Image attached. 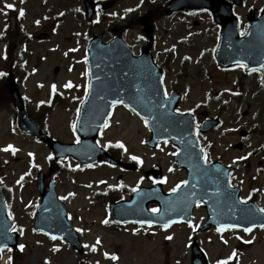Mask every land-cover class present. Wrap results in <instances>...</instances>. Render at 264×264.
Returning a JSON list of instances; mask_svg holds the SVG:
<instances>
[{
  "label": "rangeland",
  "instance_id": "374dc122",
  "mask_svg": "<svg viewBox=\"0 0 264 264\" xmlns=\"http://www.w3.org/2000/svg\"><path fill=\"white\" fill-rule=\"evenodd\" d=\"M166 1L116 0L113 9L98 12L95 21L99 26L95 31L104 29L105 32V26L111 23L124 31V38L139 53L149 38L136 21L142 16H150L154 28L152 52L157 63L169 69L165 78L169 89L181 76V70L186 69L183 77L188 81L187 91L179 109L198 114L205 110L213 116L223 114L225 126L202 135L203 146L212 159H218L223 152L227 154V160L238 157L248 160V165L239 171L240 179H244L242 198L249 199L252 188L261 189L263 194L256 203L264 210V174L258 175V168L264 163V152L261 151L264 148V91L254 78L244 81L240 70L226 74L215 66L214 39L218 28L210 13L193 18L181 14L162 16L159 6ZM9 3L14 7L8 9L6 4ZM82 7L83 0H0V70H12L16 74L23 61L29 64L28 69L35 68V73L28 79L17 78L28 101L29 113L35 118L38 105L49 101L53 85L63 92L61 104L49 115L46 130L53 138L67 143L78 139L72 127L73 115L81 93L77 87L83 88L87 81L85 58L92 37L86 20L76 17ZM263 7L264 0H246L237 8V14L243 23H247L249 13L259 14ZM21 9L23 16L19 14ZM41 32H49L50 38L37 40L36 35ZM27 34L32 37L27 39ZM112 37L109 33L105 39ZM7 58L12 61V68ZM55 68H59L58 73ZM200 72L202 76H199ZM236 79H243L241 89H236ZM69 82L72 86L65 87ZM234 91L239 92V100ZM245 112L248 115H244ZM230 128H235L232 135L223 134ZM251 128L254 132L252 130L246 139L245 148L236 150L234 145L241 140V130L248 132ZM150 137L143 121L120 107L100 142L103 146H108V142H122L127 149V161L131 162V156L140 157L142 163L136 161L137 171L106 163L80 168L73 158L60 164L62 168L55 175L57 190L80 234L84 246L80 253L67 241L53 240L34 229L39 203L37 173L55 167L52 165L53 154L46 144L37 142L18 128L12 110L0 111V185L13 191L9 202L10 216L20 234L19 244L24 245L11 257V264H191L193 240L200 243L211 264H264V228L251 232L209 230L200 233L199 226L207 220V210L202 206L196 208L190 225L140 228L114 223L110 199L95 198L96 192L112 185L120 190L123 186L130 189L149 187L153 177L148 170L156 164L163 166L166 190L171 191L186 177L173 161L175 148L171 144H162L151 149L147 145ZM125 198H129V194ZM156 207L155 203L149 205L151 210ZM105 220L109 222L104 223ZM4 254L0 264H6V258L11 256L10 251Z\"/></svg>",
  "mask_w": 264,
  "mask_h": 264
},
{
  "label": "water",
  "instance_id": "95a60500",
  "mask_svg": "<svg viewBox=\"0 0 264 264\" xmlns=\"http://www.w3.org/2000/svg\"><path fill=\"white\" fill-rule=\"evenodd\" d=\"M107 6L111 7L112 4L109 3ZM208 7L212 9L216 15V20L226 28L228 25L233 27V31H225L224 34H231L226 39L223 38L222 47L219 51V56H225L229 59L228 64L232 65L236 63H244L251 67L255 66L256 63L251 60L249 52L245 48V44L252 42L256 38V25L251 34L244 39L238 38V25L235 18L231 14V5L223 0H209L204 1L203 5L192 4L191 6H182L181 9L193 11L195 9H200ZM177 8L170 9L169 13ZM86 11L89 19L92 18L94 14V3L92 0H86ZM223 12L225 14H223ZM264 18V12L262 15ZM144 21L146 26L145 31L150 33L152 28L148 26L147 20ZM254 23V22H253ZM264 25V21L262 23ZM47 34H41L38 38H46ZM151 44L143 48V55L139 59L132 57L128 47L123 43L122 39L118 38L110 44H103L101 42V36L95 37L92 41L90 50V64L92 70V76L95 75L94 81L99 82L98 86L100 89L106 87L104 82L111 83L108 87L122 89L124 88V77L130 71L122 69L125 67H133L137 65V73H143V81L140 89L142 91V97L135 104H131L141 115L149 120L152 130H154L153 141L150 143L155 146L158 142L162 140H168L173 138L176 140L181 148L182 153L179 156L180 161L187 165L191 171L192 179L189 183L190 191L189 197L191 198L192 204H195L197 200H204L206 205L210 210V222L207 226L202 229L214 225L218 228L219 223L216 222V212L220 215H240L244 218L250 216H255V223L246 219L248 223L238 224L239 226L248 227L255 226L258 221V215H252L258 210L253 204L248 206L247 210H238L236 207L239 206L238 190L230 189L228 187L227 192H229L222 203L218 200L215 192V184L213 178L215 176L214 170L217 169L216 164L205 166L201 162V157L199 154L198 145H196L192 137V126L189 121L183 118L177 117L174 108L177 104V98L172 97L168 101L170 106L164 104L163 88L161 84V71L154 65L152 58L149 54V49ZM253 53L259 54L258 50H254ZM123 67L121 68L120 66ZM135 72V71H134ZM116 83V85H114ZM9 88L15 98L16 105L20 109V125L22 129L26 132L32 133L37 139L47 141L51 148L56 152L58 159H64L67 155H73L82 163L83 166L91 165L98 162L102 156L112 163H118L117 160L111 159L108 155L102 151L96 144V139L105 125L107 117L110 114L111 108L114 106L113 101H122V95L116 94L111 96V100L104 102L95 100L93 101L88 98L84 103L82 114L78 123V133L81 135L83 141L79 144L64 145L58 142L51 141L48 139L38 128V125L29 119L26 115L23 99L20 95L17 84L12 77L9 82ZM130 88H133L130 85ZM102 104V105H101ZM101 105V109L98 112V106ZM185 117H187L185 115ZM216 120L208 121L203 130H208L213 126H217ZM153 173H155L157 178H160L161 172L160 168H156ZM44 177L40 175L39 188L41 191L42 204L39 207V213L37 216V228L40 230L47 231L49 234L55 237H66L71 243L81 249L79 244L78 235L74 231L72 225L69 223L68 215L62 205L58 200L55 193V183L53 182L50 191H45V186L43 183ZM202 182V186L199 184ZM222 198V199H223ZM134 199V197H133ZM134 201L130 203L122 202L120 204L114 205V214L118 221L122 218L118 216L119 212H123L126 219L132 220L135 213L136 207H134ZM209 202V203H208ZM144 204V209H145ZM246 206V205H245ZM257 210V211H256ZM259 212V211H258ZM191 214V212H189ZM261 214V213H260ZM262 215V214H261ZM264 220L261 218L259 221ZM264 222H260L263 224ZM237 225V224H236ZM13 227L12 222L7 217V211L3 202V197L0 194V249L13 246L17 247L18 236L15 232H10ZM220 227V226H219ZM195 255L193 264H206L204 262L205 255L201 252L197 244L194 245Z\"/></svg>",
  "mask_w": 264,
  "mask_h": 264
},
{
  "label": "snow or ice",
  "instance_id": "6c2138e0",
  "mask_svg": "<svg viewBox=\"0 0 264 264\" xmlns=\"http://www.w3.org/2000/svg\"><path fill=\"white\" fill-rule=\"evenodd\" d=\"M6 7H7L8 9H11V8L14 7V5L9 3V4H6ZM19 14H20L21 16H23V14H24V10L21 9ZM37 23H39V21H37ZM85 59H86V58H85ZM262 67H264V65H262ZM71 86H72V85H71V82H69L68 84L65 85V87H71ZM53 89L55 90V86H54V85H53ZM165 95H167L166 92H165ZM41 103H43V101H42ZM116 103H123V101H113V104H116ZM177 111H179V109H177ZM145 123H147V121H145ZM107 126H108V125H107V122H106V123H105V127H107ZM72 127H73V129L75 130V127H76L75 123H73ZM8 147L11 148L12 146L9 145ZM117 147H121V148H123L124 145H123L122 143H120V142H117ZM5 150H7V149H5ZM132 159L135 160V161H139V162L142 163L140 157H138V156H133ZM241 159H242V158H241ZM77 167H79V166H77ZM165 179H166V178H165ZM182 183H187V181H183ZM177 187H179V185H177ZM172 191H176V188H173ZM152 211H153V212H157V211H159V209H157V208H153ZM108 222H109L108 220H105V221H104V223H108ZM139 223H140V224H145V223L151 224V223H153V221H144V220H141V221H139ZM238 226H239V225H236V224H233V225H221L220 228H221V230H222V229H224V228H226V227H233V228H235V227H238ZM260 226H261V227H264V224H262V225H260ZM164 227H168V225L165 224ZM244 230L250 232L252 229H251V228H245ZM52 239L55 240L56 237L53 236ZM168 239H171V237H168ZM99 242H100V241H99V239H98V240H97V243H99ZM225 242H226V241H225ZM19 247H20L21 249H23V248H24V245H19ZM93 250H95V246H93ZM105 255H108V254L105 253ZM112 259H117V257L112 256Z\"/></svg>",
  "mask_w": 264,
  "mask_h": 264
},
{
  "label": "trees",
  "instance_id": "16d2710c",
  "mask_svg": "<svg viewBox=\"0 0 264 264\" xmlns=\"http://www.w3.org/2000/svg\"><path fill=\"white\" fill-rule=\"evenodd\" d=\"M78 15H79V17H82V16H83V12L81 11V13L78 14ZM92 29H93V26H92ZM1 83H2V82H1ZM8 97H9V95H8L6 89L4 88V91L0 94V104H1V101H3V102H8ZM110 196H111L112 198L116 197L115 194H114V192L111 193Z\"/></svg>",
  "mask_w": 264,
  "mask_h": 264
},
{
  "label": "flooded vegetation",
  "instance_id": "af4514ba",
  "mask_svg": "<svg viewBox=\"0 0 264 264\" xmlns=\"http://www.w3.org/2000/svg\"><path fill=\"white\" fill-rule=\"evenodd\" d=\"M192 15H194V14H192ZM192 15H190V16H192Z\"/></svg>",
  "mask_w": 264,
  "mask_h": 264
}]
</instances>
